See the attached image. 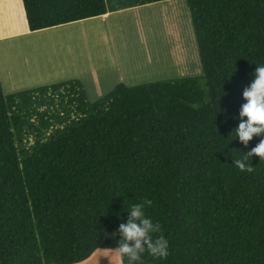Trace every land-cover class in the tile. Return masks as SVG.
Segmentation results:
<instances>
[{"label":"trees","instance_id":"16d2710c","mask_svg":"<svg viewBox=\"0 0 264 264\" xmlns=\"http://www.w3.org/2000/svg\"><path fill=\"white\" fill-rule=\"evenodd\" d=\"M16 1L13 28L26 26ZM170 1L23 0L30 31ZM186 1L205 88L123 83L90 104L67 85L7 94L0 77V264H80L115 249L108 233L145 200L169 255L143 264H264V160L245 153L264 136L231 140L264 66V0ZM242 157L252 173L233 164Z\"/></svg>","mask_w":264,"mask_h":264},{"label":"rangeland","instance_id":"374dc122","mask_svg":"<svg viewBox=\"0 0 264 264\" xmlns=\"http://www.w3.org/2000/svg\"><path fill=\"white\" fill-rule=\"evenodd\" d=\"M24 15L27 20L25 6ZM0 31V39L5 38L0 40V77L7 94L52 84L67 85L71 92L80 90V96L93 104L123 83L135 86L198 78L205 86L186 0L110 11L103 17L27 35L11 37L17 31ZM56 98L61 109V98ZM66 102L69 103L68 96L63 103L68 106ZM37 121L35 116L33 122ZM24 142L32 147L35 134L26 136ZM110 252L111 249L97 250L80 264H111L110 258L104 256ZM112 261L121 264L117 254H112Z\"/></svg>","mask_w":264,"mask_h":264},{"label":"clouds","instance_id":"9594fccd","mask_svg":"<svg viewBox=\"0 0 264 264\" xmlns=\"http://www.w3.org/2000/svg\"><path fill=\"white\" fill-rule=\"evenodd\" d=\"M256 65L254 79L242 93L245 102L241 105L238 115L234 117L240 122L233 129L235 136L231 140L239 138L244 146L249 145L254 137L264 136V66ZM245 153L252 157V160L254 156H259L260 161L264 160V139ZM233 164L242 172L254 171V168L247 164V157L234 158ZM151 203L150 200H145L125 208L128 212L126 222L120 223L117 232L108 233L113 238L117 234L120 236L117 247L110 248L111 252L104 255L110 258L111 264H113L112 254L118 255L121 264L125 261L126 264H143L145 254L157 259L169 255L168 240L164 236L154 235L160 231V225L154 223L145 212V206ZM121 218L123 219L122 214Z\"/></svg>","mask_w":264,"mask_h":264},{"label":"crops","instance_id":"0c3cea01","mask_svg":"<svg viewBox=\"0 0 264 264\" xmlns=\"http://www.w3.org/2000/svg\"><path fill=\"white\" fill-rule=\"evenodd\" d=\"M1 2L2 1L0 0V4H1ZM19 2H20L19 4H20V6L22 8V12H23L22 16H24V18H22L21 15H19L18 19H20V17H21V20L23 22H26V26L23 25L22 27H19V25L16 23V26H15L16 28L14 30H9L7 28L15 25L14 19L12 18L11 13L19 10V6H17V1L16 0H7L6 4L2 3L1 4L2 6H0V16H1L0 17V29H5V30L12 32V33H14L13 31H17V34H15L11 37H15V36H19V35H27V34H30V32H31L29 30L28 21L26 20L25 15H24L23 3L21 2V0H19ZM13 4L15 6H12ZM21 20L19 21V23L21 22ZM1 39H5V38H1ZM41 80L43 81V79H41ZM13 92H16V91H13Z\"/></svg>","mask_w":264,"mask_h":264}]
</instances>
